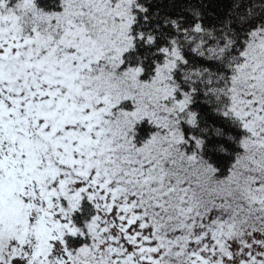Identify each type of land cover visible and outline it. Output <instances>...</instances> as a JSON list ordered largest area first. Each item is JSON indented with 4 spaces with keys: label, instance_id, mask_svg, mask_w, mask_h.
Masks as SVG:
<instances>
[{
    "label": "snow or ice",
    "instance_id": "snow-or-ice-1",
    "mask_svg": "<svg viewBox=\"0 0 264 264\" xmlns=\"http://www.w3.org/2000/svg\"><path fill=\"white\" fill-rule=\"evenodd\" d=\"M0 264H264V0H0Z\"/></svg>",
    "mask_w": 264,
    "mask_h": 264
}]
</instances>
